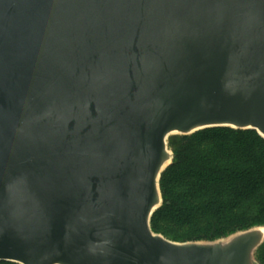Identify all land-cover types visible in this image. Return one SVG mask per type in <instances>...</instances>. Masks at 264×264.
Segmentation results:
<instances>
[{
    "label": "water",
    "instance_id": "1",
    "mask_svg": "<svg viewBox=\"0 0 264 264\" xmlns=\"http://www.w3.org/2000/svg\"><path fill=\"white\" fill-rule=\"evenodd\" d=\"M226 127L264 139V0H0V262L259 264L150 225L169 137Z\"/></svg>",
    "mask_w": 264,
    "mask_h": 264
},
{
    "label": "trees",
    "instance_id": "2",
    "mask_svg": "<svg viewBox=\"0 0 264 264\" xmlns=\"http://www.w3.org/2000/svg\"><path fill=\"white\" fill-rule=\"evenodd\" d=\"M168 147L173 162L160 178L155 234L210 242L264 226V139L256 131L209 128L171 136ZM256 258L264 264V244Z\"/></svg>",
    "mask_w": 264,
    "mask_h": 264
},
{
    "label": "rangeland",
    "instance_id": "3",
    "mask_svg": "<svg viewBox=\"0 0 264 264\" xmlns=\"http://www.w3.org/2000/svg\"><path fill=\"white\" fill-rule=\"evenodd\" d=\"M258 252V251H257ZM257 252H256V257H257ZM257 259V258H256Z\"/></svg>",
    "mask_w": 264,
    "mask_h": 264
}]
</instances>
